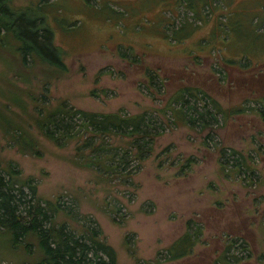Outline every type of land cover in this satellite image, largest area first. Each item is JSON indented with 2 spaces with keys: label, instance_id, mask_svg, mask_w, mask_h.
I'll use <instances>...</instances> for the list:
<instances>
[{
  "label": "rangeland",
  "instance_id": "374dc122",
  "mask_svg": "<svg viewBox=\"0 0 264 264\" xmlns=\"http://www.w3.org/2000/svg\"><path fill=\"white\" fill-rule=\"evenodd\" d=\"M29 1L38 4L45 0L16 2ZM218 1H193L203 11L204 21L193 27L198 30L182 44L165 39L164 34L182 27L185 18L193 15L180 0H90L89 4L97 10L103 4L112 9L104 10L103 16L82 12L84 0H46V13L55 31V42L64 50L67 72L45 70L34 63L25 66L17 51L0 46V110L31 126L42 148L41 156L22 154L4 139L0 130L1 158L12 161L25 179L32 177L41 198L63 203L60 214L75 212L80 221L67 218L72 225L80 228L83 223L97 224L101 237L116 250L118 264H212L222 252L226 233L235 234L241 229H245L243 235L253 253L242 264H264V121L248 113L235 117L216 134L219 146H232L253 156L257 169L251 176L253 181L240 175L225 176L220 168L219 149L212 144L203 145L207 132L187 126L167 129L131 181H100L93 171L73 163L75 142L59 147L35 129L31 116L36 107L25 89L34 87L33 95L39 98L43 93L41 82L48 81L51 105L66 99L75 107L90 111L123 109L136 114L158 111L166 102L167 92L179 84H195L210 90L223 105L229 106L238 99L230 102L227 97H237L253 85L249 81V86H245L247 80L235 81L236 75L220 58L227 54L228 39L239 51L256 56L251 59L260 58L264 51V0H230L228 10L217 7ZM218 13L230 17H218ZM107 20L111 22L105 23ZM217 20L232 25V29L224 27L218 31L219 35L226 30L224 39L223 34L216 36ZM68 24L74 29L67 30ZM90 25L95 28V35L90 36ZM235 31L243 36L240 38ZM102 32L105 34L101 37ZM212 35L222 41L218 46L208 44ZM192 43H201L205 49L193 54L180 51ZM122 53L128 54L124 57ZM135 58L140 62H134ZM155 65L161 67L165 91L155 93L154 100L145 83L146 68ZM260 72L259 69L254 73ZM249 74L250 71L242 72L241 76L245 79ZM219 77L223 78L220 82ZM188 156L194 157L197 164L186 175L178 174L180 157ZM192 220L204 226L203 242L185 260H166L163 250L189 229ZM23 260L21 252L13 253L0 241V264H21Z\"/></svg>",
  "mask_w": 264,
  "mask_h": 264
},
{
  "label": "trees",
  "instance_id": "16d2710c",
  "mask_svg": "<svg viewBox=\"0 0 264 264\" xmlns=\"http://www.w3.org/2000/svg\"><path fill=\"white\" fill-rule=\"evenodd\" d=\"M16 1L0 0V46L17 51L25 66L34 63L41 65L45 70L67 72L64 50L55 42V31L46 13L49 10L46 0L38 4L32 1L20 4ZM84 1L85 5L89 6L90 0ZM180 1L193 15L186 17L185 25L173 29L171 34L163 32L165 39L183 44L198 30L193 27L204 21V13L193 5L194 0ZM229 4L230 0H220L217 7H227L228 10ZM106 9L112 10L107 4H103L99 11ZM216 15L219 17L220 13ZM222 16L225 19L230 17L220 15ZM189 19H193L190 22L193 24L191 27L188 26ZM217 22L216 36L218 38L223 34L224 39L226 30H222L219 35L218 31L224 27L231 28L232 25L221 24L219 20ZM70 25L68 24L67 30L74 29ZM235 33H238L240 38L243 36L241 32ZM207 42L218 46L222 41L212 35ZM226 45L227 54H222L220 58L222 64L236 75V78L233 77L235 81L247 80L245 86H249V81L253 85L248 90L241 91L237 97H227L230 102L238 99L229 106L223 105L218 96L202 86L179 84L174 91L167 92L166 102L161 109H157L158 111L144 110L136 114L126 113L123 109L96 112L77 108L66 99L51 105L50 88L46 85L50 82L43 81V93L39 98L33 95L34 87L25 89L32 96L29 98L36 107L31 116L32 124L41 135L59 147L75 142L72 161L76 166L93 171L100 181L117 180L124 183L131 181L132 175L140 171L144 161L155 150L157 140L167 129L187 126L195 130L199 127L200 132H207L203 145L212 144L219 149L221 172L225 176L240 175L242 179L253 181L251 176L257 170L253 165V156L232 146H219L220 141L216 134L218 129L227 127L235 117L248 113L256 114L264 121V51L259 59L254 60L255 55L250 57L245 51H239L230 45L229 39ZM190 46L180 51L186 50L187 53L193 54L205 49L201 43L195 46L192 43ZM122 54L126 57L128 53ZM134 62L139 63L140 59L135 58ZM160 68L159 65L153 66L152 69L146 68L145 85L154 100L157 95L155 93L165 91ZM184 68L187 69L186 66ZM259 69L261 72L255 74V70L258 72ZM247 71L252 75L242 78L241 73ZM222 79L219 77V82ZM19 90L24 91L21 87ZM14 100L18 102L17 98ZM25 107L26 104L23 105V108ZM158 112L162 114L159 115ZM5 114L0 110V130L4 139L22 154L41 156V143L31 130L32 127ZM180 160L178 174L182 175L193 170L197 164L196 159L191 156L180 157ZM62 204L41 198L33 178L25 179L21 169L12 161H6L0 156V241L13 253L23 254L24 260L21 264H118L117 252L101 237L99 226H87L83 223L79 228L72 225L67 218L77 222L80 219L70 210L60 214ZM62 216L65 219L59 220ZM188 228L163 250L166 260H185L191 257L197 245L203 242L204 226L201 223L192 220ZM243 234L246 235L245 229L235 234L226 233L222 252L212 264H242L249 260L253 253ZM236 249L239 253L235 252Z\"/></svg>",
  "mask_w": 264,
  "mask_h": 264
},
{
  "label": "crops",
  "instance_id": "0c3cea01",
  "mask_svg": "<svg viewBox=\"0 0 264 264\" xmlns=\"http://www.w3.org/2000/svg\"><path fill=\"white\" fill-rule=\"evenodd\" d=\"M90 5H91V4H89V6H86L85 3L82 2V5H81V7L83 8V9H82V12L86 11L87 13H99V14H101V15L103 14L104 11H99V10L95 9L93 6L91 7ZM80 13H81V12H80ZM102 16H103V15H102ZM86 17H87V16H86ZM90 20L93 21V19H90ZM114 21H115V19H114ZM110 22H111V20H109V21H108V20L105 21V23H110ZM238 22H239V21H238ZM162 24H163V23H160L161 27H162ZM236 25H239V23H238V24L236 23ZM236 25H235V26H236ZM90 27H91L90 36H91V35H95V34H96L95 28H94L92 25H90ZM236 27H237V28H240L239 26H236ZM161 31H162V28H161ZM101 34H102V35H99V36L102 37V36H104L105 33L102 32ZM98 41H99V43H102L103 39L100 38Z\"/></svg>",
  "mask_w": 264,
  "mask_h": 264
}]
</instances>
